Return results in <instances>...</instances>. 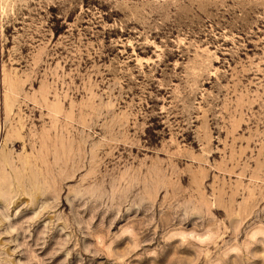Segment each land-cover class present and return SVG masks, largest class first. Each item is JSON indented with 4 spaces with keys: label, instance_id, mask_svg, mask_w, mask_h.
Here are the masks:
<instances>
[{
    "label": "rangeland",
    "instance_id": "obj_1",
    "mask_svg": "<svg viewBox=\"0 0 264 264\" xmlns=\"http://www.w3.org/2000/svg\"><path fill=\"white\" fill-rule=\"evenodd\" d=\"M0 264H264V0H0Z\"/></svg>",
    "mask_w": 264,
    "mask_h": 264
}]
</instances>
